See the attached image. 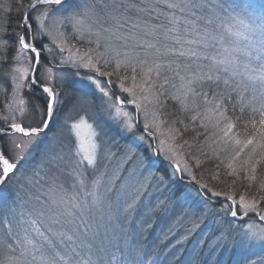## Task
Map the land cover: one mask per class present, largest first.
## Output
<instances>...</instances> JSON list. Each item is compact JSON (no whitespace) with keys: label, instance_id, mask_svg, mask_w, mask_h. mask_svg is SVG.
Here are the masks:
<instances>
[{"label":"snow or ice","instance_id":"1","mask_svg":"<svg viewBox=\"0 0 264 264\" xmlns=\"http://www.w3.org/2000/svg\"><path fill=\"white\" fill-rule=\"evenodd\" d=\"M64 2L32 0L25 5L23 0H17L18 31L8 32L5 19L0 35V66H8L5 76L11 75L13 83L12 100L6 107L21 118L18 123L17 116L11 115L9 123V115L0 117L4 124L0 126V186L15 178L21 183L13 203L31 204L29 211L22 209L19 214L15 207L2 209L0 227L5 231L0 246L6 254L0 264H144L141 252L131 247L118 259L107 255L103 241L101 246L96 244L102 233L107 237L112 225L119 226L121 220L131 223L132 214L141 208L145 209L140 213L142 228L150 229L155 223L145 226V218L159 215L168 225L162 229L161 242L170 237L175 240V244L169 242L162 249L167 255L149 258L152 264H254L248 253L257 244L264 248V226L254 223L243 228L229 225L223 230L212 229L211 234L219 232V235L212 241L198 240L192 250L195 256L186 248V243L202 231L211 212L208 198L192 199L189 188L182 186V177H177L178 172H187L199 183L186 162L183 169L175 162L182 145L174 142L178 137L182 139V133L190 128L194 130L190 124L172 120L165 130L167 140H160L159 147H153L148 138L155 139L161 133V126L168 123L166 113L153 110L151 122L144 124L141 135L124 145L121 165L110 174L108 165L116 156L111 148L116 145H108L103 139L107 133L88 123L85 115L78 119L66 116L63 122L69 139L76 138L67 154L62 145L43 139L58 106L59 93L48 85L54 78L49 64L55 56L50 60L44 55L48 44L42 39L52 37V43L62 54L63 33L57 31L53 36V29L72 21L74 29L79 30L76 26L82 23L80 16L96 17L99 22L101 13L107 14L113 24L95 32L96 47L88 48L82 55L77 50L71 59L77 67L93 70L95 76L89 75L87 79L108 98L105 103L115 110L110 113L111 119L121 129L133 132L131 114L120 107L124 101L119 96L115 102L111 99L107 88L111 80L101 82L103 77H111L121 68L130 69L131 86H124L129 77L123 76L119 88L121 93L132 97L128 104L144 111L146 120L149 104L162 109L161 97L170 98L178 102L182 113H195L191 121L199 119L206 131L209 126L213 129L209 133L210 144L216 145L211 149L213 155H218L221 144L224 151L232 148L234 154L224 165L229 170L226 176L232 178L233 187L243 186L247 192L237 202L231 193L213 192L207 183L200 184V189L212 197L223 195L230 202L222 205L217 215L231 208L233 218L238 212L245 216L254 212L264 222V211L258 210L264 203V174L260 172L264 167V0H113L111 11L108 4L103 9L95 5L84 7L71 16H55L54 22L46 27V17L52 15L51 6L62 7ZM40 5L45 6L44 11L32 15ZM121 8L125 12L134 10L145 18L138 16L129 23V18L119 12ZM7 15L10 17V11ZM137 30L142 34L137 35ZM144 36L152 39L145 40ZM13 46L16 55L10 60L8 53ZM101 48L103 51L98 50ZM13 62H26L27 67L13 68ZM113 64L112 71L102 70ZM29 72L32 75L26 79ZM25 86L29 92L38 88L45 100L44 105L32 104L33 115L40 117L35 126L23 122L26 104L30 102L18 96ZM233 99L236 102L231 111L235 113L238 108L240 113L235 118L226 107ZM120 117H124L123 123H119ZM177 124L183 128L176 127ZM239 128L244 130L243 137ZM141 145L151 150L149 155L143 153ZM161 157L169 161L167 167L171 171L167 178L164 172L157 171ZM127 163H133V168L116 188ZM196 165L201 166L202 162L196 159ZM219 167L211 180L220 179ZM88 172L91 180L86 175ZM62 176L71 178V183L61 181ZM34 188L38 194H33ZM144 196L148 197L147 205ZM259 259L264 264V256Z\"/></svg>","mask_w":264,"mask_h":264},{"label":"rangeland","instance_id":"2","mask_svg":"<svg viewBox=\"0 0 264 264\" xmlns=\"http://www.w3.org/2000/svg\"><path fill=\"white\" fill-rule=\"evenodd\" d=\"M256 2H259V0H256ZM98 1L96 0H66L62 7H52V15L46 17V27L51 25L54 22L55 16H71L76 12H79L84 7H90L95 5L98 9V7L101 5H98ZM102 6V5H101ZM45 6L40 5L36 8V10L32 13V15H35L37 12L44 11ZM140 16L145 18L143 14H140ZM108 15L101 13L99 17V22H97L96 17H90V16H80L79 18L82 20V23L77 25L76 28L79 30L74 29L72 21H65L64 23L60 24L58 29H53V36H56V32L59 31L60 33H63V48L64 51L61 54L60 48L56 46V44L52 43V37L45 36L42 39V42L45 44H48V49L45 50L44 55L48 56L51 60L52 56H55V60H51V63L49 64L50 67H53V80L48 82V85L50 87H53L54 91L59 93L58 96V106L56 108V111L54 113V116L51 120V123L49 127L47 128L46 132L44 133L43 139L45 141H48L49 139H52L54 142H57L59 145H62L64 147V151L67 154L69 151L70 145L75 144V137L73 136L71 140L69 139V134L67 128L63 126V122L66 118V116H71L75 119H78L80 115H85L88 123L98 125L97 130H103L107 133L106 136L103 137L107 141L108 145H111L115 143V147L111 148V151L116 154L115 158L109 163L108 169L109 174L113 171H115L117 168L121 165V159L120 157L123 154V148L125 144L131 143L136 136H139L143 133L144 124L146 122H151V112L153 110L162 111L163 113L167 114V121L168 123H165L161 126V133H157L155 136V139L148 138V142L153 145V147H159L160 140H167V133L166 129L168 127V124L171 123L172 119L170 118L169 114L171 111L169 107L171 105L167 104L164 105L162 109L155 108L154 106L149 104L148 107V113H149V119L146 120L144 111H138L133 104H128L127 100L132 99V97L128 93H121L119 84H120V77L128 76L129 80L125 82V87L131 86V70L125 71L123 68L119 70L120 74L114 73L117 79H114L112 77H103L102 83H107L109 80H111L112 83L107 84V88L110 90L111 99L113 102L116 101V96H119L122 101H124L123 104L120 105V107L131 114L132 123L134 125V129L132 133H129L119 127V124L117 122H114L111 117L110 113H113L114 109H109L107 104L105 103L106 100H108L107 97H104L102 93L99 92L98 89L95 88L94 84L87 79L89 75L95 76V73L92 69L84 68V67H77V63L74 62L71 57L75 54H77V50H79V54H83L88 50V48H95L96 45L94 41L96 40L95 32L100 30L103 26L100 23V20L102 18H107ZM102 25V26H101ZM35 27V26H34ZM105 27V26H103ZM126 31V30H125ZM137 35H141L142 33L140 30H137ZM145 40H151L152 37L150 36H144ZM59 37H57V42H59ZM39 47V44L38 46ZM99 51H103V49H98ZM16 55V49L13 52V56ZM28 55H32L31 53H28ZM86 62V61H85ZM34 63V61H33ZM11 67H27L26 62H13ZM114 68V64L107 68L102 69L105 71H112ZM32 75L31 72H29L28 77L26 79L30 78ZM59 77V79H57ZM178 83V82H177ZM167 87V86H166ZM171 91V89H169ZM199 90V89H198ZM26 93H30L27 89V86L24 88H21L19 90V96L18 99H24V96ZM112 93H115V95H112ZM4 95H7L5 102L1 104L0 107V117L4 115H9V123H11V115L17 116V122H20V114L19 113H10L9 108L6 107V105H9L12 100L13 95V83L11 80V75L5 76V74L0 72V98ZM211 98V97H210ZM170 99V98H169ZM25 100V99H24ZM165 98L161 97V101L164 103ZM171 100V99H170ZM26 101V100H25ZM173 101V100H171ZM30 103L26 105V108H28L29 112L24 116V118L28 119V123H33V126H35V122L39 120V114L33 115L32 113V104L37 103L35 102V99H30ZM174 106L179 110L180 116L184 115L185 119L189 120L190 125L194 127V132H200L199 135H197L198 140H193L190 138H184L182 136L181 138H177V140L174 142L176 144L182 145V147L177 151L176 155V163L179 164L180 168L183 169L184 163L186 162L191 169L192 175H194V168L197 170L198 166L196 165V159H199L201 161V158H211V157H221V161H223V164H227L229 162L230 157L234 154L231 147L228 148L227 151H224V146L221 144L219 145L220 151L218 155H213L212 148L216 147V145L210 144V135L209 133L213 131V129L209 126L208 130L206 131L203 127H201V121L198 119L196 121H191L190 117L191 115L195 114L192 111L184 112L182 113L180 111V106L177 101H173ZM204 107L203 104L200 106V110H202ZM172 108V107H171ZM161 119H165L164 116H161ZM179 119V118H178ZM183 120V119H182ZM124 117L119 118V123H123ZM71 122V121H70ZM188 124V123H187ZM0 126H4L3 121L0 120ZM176 127L183 128V125L177 124ZM150 131L155 132V129H150ZM16 135H20L17 133ZM243 137V135H241ZM184 141H187L185 144ZM139 143V141H137ZM173 142L169 141V144ZM199 150L196 147H199ZM141 150L145 155H149L151 150L147 149L144 145H141ZM208 156V157H207ZM66 158L67 155H66ZM161 165L160 168L157 169L158 172H164L165 176L167 178V173L171 171L170 168H168L169 161H165L163 157H161ZM203 162V161H201ZM133 168V163H127L123 165V170L121 172V175L119 177L118 183L116 184V188H119L120 183L124 182L125 177L128 175V171ZM167 169V171H165ZM261 174H264V167L260 169ZM44 173H41V176H43ZM88 175L89 180H91L92 175L90 172L86 173ZM177 177H182V186H187L190 190L191 198L194 200H201L203 197H207L209 200L208 207L211 209L210 214H208L207 219L204 221V226L202 228V231L197 232L187 243L186 248L188 249L189 253H192L193 256H195V253L192 251L194 248L197 247V241L200 239H207L209 241H212L215 239L216 235H219V232H216L215 234H211L212 229L219 227L221 230L224 228H227L229 225H232L234 228H243L244 226L254 223L257 226H264V222H261L254 212H250L247 216L244 215L243 212H238L237 217L233 218L230 216L231 208H228L226 210H221L219 214L217 215V210H220L222 208V205H228L230 204L229 201L226 200V198L222 195L220 197H212L210 193L206 192L203 189H200V184L196 183V181L192 180L191 177L188 175L187 172H178ZM107 179V177H105ZM11 184H14L12 187V190L10 191L9 187L0 186L2 189H0V218H2L3 211L2 209L4 207L11 208L15 207L17 214L23 211L27 212L30 210L31 204L29 205H21L19 201H17L15 204L13 203L14 198L17 195V192L19 190L18 184L20 186L21 182H18L15 178L13 180H9ZM61 181L65 182L66 184L71 183V178L67 176H62ZM8 182V181H7ZM43 182V181H42ZM131 183V182H130ZM134 187V184L132 185ZM17 187V188H16ZM39 187V186H37ZM129 192H131V187L128 189ZM151 191V189H149ZM213 191V190H212ZM233 191V190H231ZM33 194H38L37 189H32ZM217 192V191H213ZM231 193L234 198L239 200V196L242 194H245L247 192L246 188L238 189L236 192ZM199 193V194H198ZM26 198V197H25ZM163 196H160V199H163ZM251 198V195L249 194V199ZM156 197L153 196L152 200L153 203L155 202ZM257 199L259 197L257 196ZM148 197L144 196V204L147 205ZM145 209L141 208L140 212L133 213L132 214V222L131 223H125L124 220H121L119 222L120 229L122 230V234L115 236V229L112 227L118 228L119 226L112 225L108 231L107 237L105 238L103 233L101 234V237L96 241L97 246H101V241H103L102 246L106 249V253L109 257L112 255H115L118 259L121 258L122 254H124L127 249L130 247L127 245L125 233H134L133 236H136L137 231H135V228L139 231L143 230V232H139L137 237H146L148 236L150 239V242L155 243L153 253L149 255V257H146L143 255L142 259L144 261V264H152V260L149 258H156L160 256L167 255L166 252H163L162 249L171 242L172 244H175V240H172L171 237L168 241H162V229L167 228V223H165L159 215L154 217H148L145 218V226L146 223H154V226L150 229L142 228L140 225V219H141V212H143ZM259 211H264V203H262L259 206ZM133 228V229H132ZM5 229L3 227H0V237L3 236ZM204 233H210L207 237H205ZM115 236V237H114ZM178 238V237H177ZM206 247V246H205ZM5 250L2 246H0V261H2L5 257ZM11 254V253H7ZM264 256V248H262L259 244H257L254 248L251 249V251L248 253V259L252 260L254 264H261L260 257ZM187 258V257H186Z\"/></svg>","mask_w":264,"mask_h":264},{"label":"trees","instance_id":"3","mask_svg":"<svg viewBox=\"0 0 264 264\" xmlns=\"http://www.w3.org/2000/svg\"><path fill=\"white\" fill-rule=\"evenodd\" d=\"M96 1H98L97 6L100 4L102 5V6L100 5L98 7V9H103L104 4H108L109 10L111 11L112 6H113V0H96ZM31 2H32V0H23V3L25 5L30 4ZM117 2H120V0H117ZM16 3H17V0H0V5H5V7H0V35H2L3 25L5 23V19H7V24H8L7 30H8V32L18 31V29L16 28V24L18 23V17L16 15L17 8L15 6ZM9 5H10V9L8 8ZM8 11H10V13H11L10 17L7 15ZM119 12L123 13L126 17L129 18V23H131L132 20H136L138 16L140 17V19H143V17L140 16V14L135 12L134 10L125 12V9L121 8L119 10ZM112 14L115 15L116 13L113 12ZM100 23L105 27H109L110 25L113 24V21L108 16L107 18H102L100 20ZM125 30H127V28H125ZM14 50H15V46H13V49L8 53L10 60H11V57L13 56ZM7 70H8L7 65L0 66V72L1 73L5 74L7 72ZM117 74L119 75L120 72H118ZM111 77L114 79H117L114 74ZM232 95H233V97H235L234 93ZM6 97H7V95L3 94V96L0 98V107H1V104H3L5 102ZM24 99L27 102H29L30 99H35V102H37L38 104H40V105L45 104V100H44L43 96L40 94V90L38 88H34L32 90V92H30V93H26L24 96ZM235 102L236 101L233 99V100L228 101V103L226 105V107H228V109H229V115L232 116L233 118H235L236 115L240 114L238 108H237L235 113H233L231 111L232 104ZM163 104L164 105H167V104L171 105L172 108L169 107L171 112L168 113L170 118H172V119H178L179 118L180 120L183 119L184 123L190 124L189 120L185 119L184 115L180 116L179 110L174 106L173 101H171L169 98L166 99ZM26 109H27V113H28L29 110H28V108H26ZM244 119L246 120L247 116H245ZM20 122H21V119H20ZM23 122L25 124H27L29 121H28V119L23 117ZM238 131L241 133V135L244 134L243 128H239ZM197 133L198 132H194V130H192V128H190V130L187 133H182V136L184 138H190V140L193 139L195 141V140H198L197 139ZM196 148L199 150L200 146L196 147ZM220 159H221V157H218V156L211 157L210 159L202 157L201 158V161H203L202 165L198 166L197 170L194 168V176L196 177V180L199 181V184L207 183L208 187L211 188L213 191L222 192V193H234L233 191L236 192L238 189H241L243 186H240V187H233L232 186V184H231L232 178L226 176V173L229 170L224 167V165H226V164H223V163L221 164ZM217 165L220 166L219 167L220 179L219 180H211L210 179L211 175L217 174V171H218ZM41 183H43V182H41ZM3 185L5 187H9L10 191L12 190V187L14 186V184H11L10 181L6 182ZM18 187H20L19 184H18ZM243 188H245V187H243ZM0 189H2V187ZM231 190H233V191H231ZM146 224H148V222ZM112 228L115 229V236L122 234V230L120 229V226L118 228H116V227H112ZM135 231H137L135 237L133 236L134 233H125L124 234L126 237L127 245L130 246L132 249L140 251L142 254V257H143V255L146 257H149V255L151 253H153L155 243L150 242V239L148 236L143 237V238L137 237L139 232H143V230L139 231L135 228Z\"/></svg>","mask_w":264,"mask_h":264},{"label":"water","instance_id":"4","mask_svg":"<svg viewBox=\"0 0 264 264\" xmlns=\"http://www.w3.org/2000/svg\"><path fill=\"white\" fill-rule=\"evenodd\" d=\"M32 3V2H31Z\"/></svg>","mask_w":264,"mask_h":264}]
</instances>
